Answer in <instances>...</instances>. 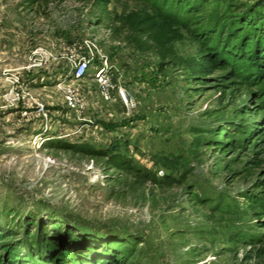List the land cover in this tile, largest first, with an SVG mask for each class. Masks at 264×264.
<instances>
[{
    "label": "rangeland",
    "instance_id": "1",
    "mask_svg": "<svg viewBox=\"0 0 264 264\" xmlns=\"http://www.w3.org/2000/svg\"><path fill=\"white\" fill-rule=\"evenodd\" d=\"M109 8L160 11L180 24L182 62L206 48L225 70L205 81L186 63L160 70L154 54L111 39L87 1L0 0V232L14 241L46 229L69 250L92 248L102 264H264V65L247 59L264 47V0ZM86 43L107 60L109 100L95 56L78 111L64 101L67 82L46 120L4 101L22 68L50 55L69 64ZM21 79L38 102L41 90ZM79 146L122 155L133 171Z\"/></svg>",
    "mask_w": 264,
    "mask_h": 264
},
{
    "label": "trees",
    "instance_id": "2",
    "mask_svg": "<svg viewBox=\"0 0 264 264\" xmlns=\"http://www.w3.org/2000/svg\"><path fill=\"white\" fill-rule=\"evenodd\" d=\"M75 1L91 3V7L96 11L98 22L105 24L111 32V39L121 41L126 47L141 54H154L159 60L160 70L169 65L186 63L192 76L199 81H205L214 73L225 70L222 62L210 52V49L206 48L200 50L198 58L182 62L174 47L175 43L183 39L180 24L161 14L160 11L137 9L118 14L109 8L112 0ZM258 46L254 57L247 59L254 64L264 65V47L262 44ZM73 149L92 157H108L91 147L79 146ZM107 161L115 169L124 172L133 171L130 162L122 155L108 157ZM31 233L33 232L29 228L26 230L24 239L13 241L8 239L11 235L0 232V264H102L93 257L94 251L90 247H84L83 250L75 252L63 244L67 241L65 237L60 239L55 236H53L54 239L48 237L47 234L50 232L46 229H37L33 235Z\"/></svg>",
    "mask_w": 264,
    "mask_h": 264
},
{
    "label": "built area",
    "instance_id": "3",
    "mask_svg": "<svg viewBox=\"0 0 264 264\" xmlns=\"http://www.w3.org/2000/svg\"><path fill=\"white\" fill-rule=\"evenodd\" d=\"M85 47L87 51L83 54L75 53V55L70 57L69 65L71 67V75L76 80L86 76L95 60V56H98L100 62L96 68L94 78L100 87V94L104 99L109 100V83L107 76L109 68L107 66V60L97 51V48L92 43H86ZM10 85V88H8L6 92L7 94L3 95V99L8 106L21 109L22 116L25 118L27 117L28 120L31 119L30 115H32L33 112H35L33 114L34 118L42 117V120L47 119L45 107L32 98L20 76H15L12 82H10ZM64 101L72 111H78L84 106V98L81 96L80 92L76 90L67 89L65 91Z\"/></svg>",
    "mask_w": 264,
    "mask_h": 264
},
{
    "label": "crops",
    "instance_id": "4",
    "mask_svg": "<svg viewBox=\"0 0 264 264\" xmlns=\"http://www.w3.org/2000/svg\"><path fill=\"white\" fill-rule=\"evenodd\" d=\"M70 70L66 59L61 60L58 57L50 55V57H45L40 65L34 64L22 68V73L21 75L19 73V76L28 77L30 84L36 88L31 89L32 91L41 90L39 92H33L39 103H42L44 107H47L49 110L57 111L59 106H57L58 95L56 90H60L59 86L67 82L74 88V90L79 91L80 83L86 82L87 80V75L79 80L74 79ZM38 86L42 87L38 88Z\"/></svg>",
    "mask_w": 264,
    "mask_h": 264
}]
</instances>
